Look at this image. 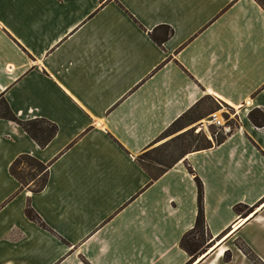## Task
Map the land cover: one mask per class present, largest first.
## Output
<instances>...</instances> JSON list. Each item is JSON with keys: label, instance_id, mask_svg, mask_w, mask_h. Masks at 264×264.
<instances>
[{"label": "crops", "instance_id": "obj_1", "mask_svg": "<svg viewBox=\"0 0 264 264\" xmlns=\"http://www.w3.org/2000/svg\"><path fill=\"white\" fill-rule=\"evenodd\" d=\"M161 25L174 30L162 45L150 35ZM1 94L58 133L43 148L0 118V264H187L196 176L214 246L194 264H256L239 242L264 264V128L249 118L264 109L255 0H0ZM206 96L240 127L152 182L138 155ZM23 154L49 165L43 191L11 173ZM238 204L258 207L242 217Z\"/></svg>", "mask_w": 264, "mask_h": 264}, {"label": "trees", "instance_id": "obj_2", "mask_svg": "<svg viewBox=\"0 0 264 264\" xmlns=\"http://www.w3.org/2000/svg\"><path fill=\"white\" fill-rule=\"evenodd\" d=\"M255 1L264 9V0ZM150 35L157 43L162 45L174 35V30L168 25H161L156 27L153 32L150 33ZM207 98L212 99L213 97L206 96L203 98L188 112L178 118L157 140L182 131L187 127H191L193 124L201 121L209 114L214 113L216 108L210 107L205 110L201 108ZM233 113L235 114V111ZM0 118L19 124L43 148L46 147L58 133L57 125L46 119L25 121L19 118L3 94L0 95ZM249 118L257 128H264V109H253L249 113ZM226 119H228V117H226ZM227 126H230L231 128L229 132H225L222 127H218L220 131L211 130L212 138H210L203 131L196 133L197 128L196 126H193L183 133L177 135L170 141L163 143L159 149H157L159 153L151 158V161H149L150 163H146L144 158L140 157L137 158V161L140 166L149 174L152 182H155L167 171L173 168L178 162L184 160L188 154L195 151L207 150L225 142L228 136H230L240 127L237 116L234 117V121H228ZM176 142L177 144L174 146L172 151L170 149V145ZM22 165L28 170L22 169ZM188 168L191 173H194V170L190 165H188ZM10 171L13 176H15L21 182L23 189L25 187H29L33 192L43 191L49 182V165L28 154L19 156L12 163ZM29 178L32 179L31 182H28ZM196 182L198 186V214L196 222L194 227L185 233L180 242L181 248L185 250L191 257L187 264H194L200 257L208 254L210 249L214 246V237L208 229L206 219L204 185L199 176H196ZM31 184H34L33 188H31ZM257 207L258 206L249 207L244 204H238L234 207V209L239 215L245 217L253 213ZM26 214L31 220L41 224L44 227H47V224L42 220L40 215L34 210L31 204L28 205ZM221 238L222 237L218 239ZM238 246L253 262L256 264H262L260 258L248 245L239 242ZM225 258L227 261L231 260L230 251L225 253ZM84 264L91 263L85 261Z\"/></svg>", "mask_w": 264, "mask_h": 264}, {"label": "rangeland", "instance_id": "obj_3", "mask_svg": "<svg viewBox=\"0 0 264 264\" xmlns=\"http://www.w3.org/2000/svg\"><path fill=\"white\" fill-rule=\"evenodd\" d=\"M210 107H213V108H216V111L212 114H209L208 116H206L204 119H202L201 121L193 124L191 127L195 126L196 125V133L199 132V131H203L205 132L210 138H212V135H211V130H216V131H220L218 126L215 125L212 121L213 117L212 115L213 114H216L217 115V118L219 120H222L223 122H227L228 121H234V110L229 107L228 105L224 104V103H220L218 102L217 100L215 99H211V98H207L204 102V104L202 105V109L205 110V109H208ZM226 117H228V119H226ZM200 123V124H199ZM191 127H187L186 129L182 130V131H179V132H176L168 137H165L163 139H160V140H157L155 141L153 144H151V146H149L145 151H143L140 155H138L137 158H144V160L146 161V163H150L149 161H151V158L155 155H157L159 152L157 151V149H159V147L167 142V141H170L171 139H173L174 137H176L177 135L183 133L184 131L188 130L189 128ZM179 143V142H178ZM177 144L176 143H172L170 145V149L173 151V148L174 146ZM22 169L24 170H28L27 168H25L23 165L21 166ZM32 179L29 178L28 179V182H31ZM34 187V184H31V188ZM232 230V228H231Z\"/></svg>", "mask_w": 264, "mask_h": 264}, {"label": "built area", "instance_id": "obj_4", "mask_svg": "<svg viewBox=\"0 0 264 264\" xmlns=\"http://www.w3.org/2000/svg\"><path fill=\"white\" fill-rule=\"evenodd\" d=\"M213 119L211 122H213L215 125H217L218 127H222L225 132H229L230 131V126H227L226 122H223L222 120H219L217 118V115L216 114H213L212 115Z\"/></svg>", "mask_w": 264, "mask_h": 264}, {"label": "water", "instance_id": "obj_5", "mask_svg": "<svg viewBox=\"0 0 264 264\" xmlns=\"http://www.w3.org/2000/svg\"><path fill=\"white\" fill-rule=\"evenodd\" d=\"M200 124V123H199ZM196 126V125H195ZM247 217V216H246Z\"/></svg>", "mask_w": 264, "mask_h": 264}]
</instances>
